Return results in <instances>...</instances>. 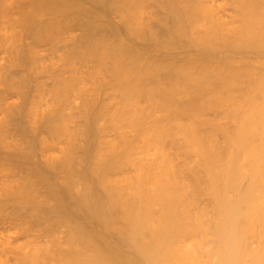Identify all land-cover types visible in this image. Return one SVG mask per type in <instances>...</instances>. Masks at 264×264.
<instances>
[{"label": "bare ground", "instance_id": "1", "mask_svg": "<svg viewBox=\"0 0 264 264\" xmlns=\"http://www.w3.org/2000/svg\"><path fill=\"white\" fill-rule=\"evenodd\" d=\"M45 1L0 31L55 197L3 154L28 139L5 123L0 264H264V0Z\"/></svg>", "mask_w": 264, "mask_h": 264}, {"label": "rangeland", "instance_id": "2", "mask_svg": "<svg viewBox=\"0 0 264 264\" xmlns=\"http://www.w3.org/2000/svg\"><path fill=\"white\" fill-rule=\"evenodd\" d=\"M44 1H45V0H0V22H1L3 19L6 20V21H7V25H6V26H8V28H9V27L11 28L12 26L15 27L16 30H17L18 33H19L21 30H23V29L25 28V26H26L28 23H30L31 21H35L37 18H39V15H41V16L43 15V14H42V11H43V9L45 8ZM45 4H46V1H45ZM58 7H59V2H57V4H56V8H58ZM35 14H36V15H35ZM34 15H35V16H34ZM34 19H35V20H34ZM15 21H16V22H15ZM5 28H7V27H4V29H5ZM8 28L6 29V32H8L9 35H11L12 32L9 31ZM4 29L1 30V31L5 32ZM7 30H8V31H7ZM1 31H0V33L2 34ZM6 32L4 33V34H5V39H4V37H3L4 40H3L2 38H1V40H3L4 43H5V42H8V43H5V44H6V45L9 44V47L7 46L8 49H9V48H10V45H11V43H12L13 41L11 42V41H7V40H6V39L9 38V35H8V34L6 35ZM10 32H11V34H10ZM1 34H0V35H1ZM1 36H2V35H1ZM6 36H8V37L6 38ZM10 38H11V37H10ZM14 38H16L15 36L12 37V39L16 41V39H14ZM5 40H6V41H5ZM8 40H10V39H8ZM20 42H21V41H20ZM20 42H19V44H20ZM14 43H15V42H13L12 45H14V46H16V47L13 46V48H12V49H13V54H12L11 57H13V55H14V56L17 55V54L14 53V50H15L14 48H16L17 50L20 48V45H19V48H17L18 46L15 45ZM2 44H3V43H2ZM6 45H5V46H6ZM1 47H2V45H1ZM7 47H4V48H7ZM8 49H7V51H9ZM1 50H2V49H1ZM1 50H0V68H1V66H2V67H3V70L0 69V71H1V72L3 71V75H4V76H6V75L8 76V77L6 76V78H8V81H10L9 79H11V80L13 81V79H14L15 77H17V80H16V78H15V81H14V82H17V81L20 80L21 78L25 77V76H24L25 74H23V75H20V76H21V78H20V76H19L18 74H20V73H22V72H24V71L26 72V71L28 70L26 67L29 65V63H28L29 61L26 62V61H27V58L25 57L26 55L24 54V53H26V52H25V51L23 52V51H22L23 49L21 48V51H18V52H20V53L23 52V54L20 55V53L16 52V50H15V52L19 54V55H17V57L13 58V59L16 60V61L14 60V61H15L14 63L16 64V65H15V64H13L12 59L10 60V57L6 55V54H7V53H6L7 51H6L5 49H3V51H6V52H2ZM19 50H20V49H19ZM9 52H10V51H9ZM9 52H8V53H9ZM9 54H11V52H10ZM23 55H25V56H23ZM10 61H11V62H10ZM26 63H27V64H26ZM8 64H10V65H8ZM12 64H13L14 66H13ZM25 65H27V66L25 67ZM10 66H13V67H10ZM24 67H25V68H24ZM28 67H29V66H28ZM24 69H27V70H24ZM29 71H30V70H28L27 72H29ZM17 72H18V73H17ZM19 72H20V73H19ZM25 72H24V73H25ZM5 73H6V74H5ZM15 73H16L18 76H17ZM14 74H15V75H14ZM28 74H31V73H28ZM28 74H27V77H25L26 79L29 77ZM4 76H2V75L0 74V88L2 87V88L0 89V92L2 91V89H3L4 87L6 88L7 86H8V87L6 88V90L10 89L9 87L11 86V84H12V86H13V84H14V88H16V87H18V86H21V87H22V86L24 85V87H22V88H20V87H18V89L16 88V89L18 90L17 93L19 92L18 94L16 93V95H15V93L13 94V92H16V89L14 90V88L11 86V89H12V88H13V89H12V90L10 89V90L13 91V92H12L13 96H14V95H15L14 97L17 96L18 99H19V97H20V98H21V97H23V98L26 97V98H24V99L22 98L23 100L20 99V101H17V103H18V102L20 103V106H19V105H18L19 103L16 104V103H14V102L11 101V100L14 101V99H15V100H18V99H17V98L11 99V98H13V96L11 97V96H10L11 94H10V95L7 94L8 92L11 93V91H8V92L6 93V92H5L6 90H5V91L2 92V95L5 96V94H6V96H5V97L3 96V97L6 98L7 95H8V97H10L9 99L6 100V101H7L6 104H5L6 107H7V108H8V107H14V108H15V106H17L16 108H17V109L19 108L18 110H21L22 108H23V110H25V108L28 107V104L26 105V107H23V105H25L26 102L29 103V96H27V95H28V92H30V91H32V90H29V91H28V90L26 89V90L24 91V88H26V87H25V86H26V83H29V84L27 85L28 87L32 86V85H30V83H31L32 81H31V82H27L28 80L30 81V79H27V81L25 82V80H24V78H23V80L18 81V82H20L22 85H20V84L17 82L18 86L15 87V85H17V84L14 83V82L12 83V81H10V82H11V83H10V82H8V81L6 80V81H4L5 85L2 84L3 81H1V80H4V79H1V77L4 78ZM13 76H14V77H13ZM22 76H23V77H22ZM10 77H11V78H10ZM18 77H19V78H18ZM31 77H32V75H31ZM31 77H29V78H31ZM6 78H5V79H6ZM31 79H32V78H31ZM22 81L25 82V83H22ZM7 82H8V83H7ZM1 84L4 85V87H3ZM6 84H8V85L6 86ZM9 84H10V85H9ZM29 85H30V86H29ZM19 88H20V89H19ZM22 89H23V90H22ZM28 89H29V88H28ZM30 89H31V88H30ZM3 90H4V89H3ZM19 90H20V91H19ZM21 91H23L22 93H24V94H22ZM26 92H27V93H26ZM20 93H21V94H20ZM26 94H27V95H26ZM18 95H20V96H18ZM23 95H24V96H23ZM8 97H7V98H8ZM30 98H31V96H30ZM26 99H27L28 101H25ZM21 101H23V102L25 101V102H24L25 104L21 105V104H22ZM8 103H11V104L14 103L15 105L13 104V105L11 106V105L8 104ZM29 104H30V103H29ZM8 105H10V106H8ZM29 106H30V105H29ZM20 107H21V108H20ZM7 108L2 109V110H4V112H0V114H2L1 116H3V119H1V122H0V125L2 124V121H3V123H4V124H2L1 127H0V129L2 128V129L0 130V131H1L0 136H1L2 138H4V139H5V137H6V140H7V142H5L6 140L3 139V145H6V144L8 143V140L10 139L9 137H7V136L5 135V131H6V133H7L8 128H12V130L14 129L13 131H16V130H15L16 127L14 128L13 126H16V125H17V126H18L17 128H19V126H20V130L18 129V131H16V135H15V136H16V137H19V136H20L19 138L24 137V139H25V138H26V139L28 138L27 140L25 139V140H26L25 142L28 143L27 145H28L29 147L26 146L25 142H24V144H23L22 142H19L20 140L16 141V140L19 139V138H15V136H14V138H12V137H13V135H12V134H13V131H12L11 134H10L9 131H8L9 135H12V136H11V139H10L9 142L12 144L11 141H12L13 139H16V140H13V142H14V141H15V142H18L17 144L22 143L23 145L20 144L19 147H21V146L24 147V148L22 149L23 151H24L25 148L27 147L26 150L28 149V151H26V150H25L24 152L22 151V153H23V155H24V157H22L23 155H21V153L18 152V151H21V149H20V148H17L18 150L11 151L12 153L9 151V153H11V155H12V156H11L9 153H8V154H7V152L5 153V150L7 149V151H8V149H9V148H8V146H10L9 143L7 144L8 146H7L4 150H2V147L4 148V146H2V144H1L2 141H1V142H0V144H1V147H0V148H1L2 151H4L3 154H6L7 157H8L10 160L13 158L12 161L15 160L14 162H16V159L19 157V156L16 155V154L18 153V154L20 155V157L17 159V164H18V166H17V168H16V166L14 167V170L16 169V171L21 170V169L19 168V165H22V166H20L21 168L23 167L21 171H22V172L26 171V173L29 172L28 169L33 170L34 166H35V170H36V171H37V170L40 171V170L42 169V170H41V173H42L43 175H38V173L40 174V172L37 173V172H35L34 170H33V172H31V170H30V173H34V176H33V174L31 175L30 173H29V175H31L32 177H35L36 174H37L38 179H39V176H40V177L43 176V177L41 178V180H40V179L37 180V177H35V178H36L37 181H40V183H41V181H43V185H44V187H43V185H42L43 189H45V188L49 189V191H50L51 193L53 192V195H52V196H54V195H55V190H54L55 187H51L52 185H53V186H54V185L56 186V184H52V183L55 182V181H54V182L52 181V180H54V179H53V178H54V175L51 173V171L49 172V169H48V168H45V166H43L42 164H41V165L39 164L40 162H38L39 160H38V157H37V156H38L37 153H38L39 150H37V152H36V149H40V148H39L40 145H39V144H36L37 142L40 143V142H39V139H40L39 137H40V136H39V135L37 136V134H38V131H39V134H41V135L44 133V130L42 129V128H43V125H42V127H40V126H41V125H40L39 128H38V125H36V126H35V127H37V129H36L35 127H33V124H32V127H33V129L35 128V129H34L35 131H33L32 128H31L32 131H31V129L28 130L27 127H28V125L31 126V124H27V123H29V122L24 123V122H25V119H23V116H24V115H27V113H28V111H26L27 109L25 110V112H27V113H25L23 110H21V111H23V112L25 113V114H23V112H21V111L18 112V110H17L16 108L13 109L14 112L12 111L11 108H10L11 110H10V109H7ZM6 109L8 110V111H7L8 114H7V112H5ZM9 111H10V113H9ZM11 111H12V112H11ZM15 111L17 112V114H16ZM29 112H30V111H29ZM5 113H6L7 115H4ZM13 113H14L15 115H14ZM9 114L12 115L11 118H10V116H8ZM21 115H23V116H21ZM4 116H5V118H6V116H8V119L6 118L7 120H5V119H4ZM14 116H15V118H14ZM16 116H17V117H18V116L21 117L20 120H19V118L17 119ZM29 116H30V113H28L27 117H29ZM12 117H13V118H12ZM9 118H10L11 120H10ZM24 118H26V116H24ZM14 119H15V122H16V120H17V122H18L19 124H17V122H16V125H15V123H13V122H14ZM30 119H31V118H30ZM23 120H24V122H23ZM26 120H27V119H26ZM6 121H7L8 123H7ZM21 121H22V122H21ZM27 121H30V120H27ZM31 122H32V121H30V123H31ZM5 123L7 124V129H6L5 131H2V130H4V129L6 128V127L4 128V126L6 125ZM8 124H11V125H8ZM22 124H23V125H22ZM9 126H12V127H9ZM21 126H23V128H24V129H23L24 132H23V130L21 129ZM25 126H27V127H25ZM26 128H27V131H28L29 133H31V134H29V135L26 134V133H28L27 131H26V133H25V129H26ZM29 128H30V127H29ZM39 129H40V130H39ZM41 129H42L43 131H42ZM10 130H11V129H10ZM21 130H22L23 134H24L25 136L28 135V137H27V136H26V137L23 136L22 132L17 133V132H19V131H21ZM37 130H38V131H37ZM30 131H31V132H30ZM33 132H34V133H33ZM35 132H36V133H35ZM40 132H43V133H40ZM32 133H33V134H32ZM14 134H15V133H14ZM20 134H22V136H21ZM34 134H36L35 136L39 138V139L37 140V138L35 137L36 141H34L35 139L33 138V137H34ZM2 135H4L5 137H3ZM7 135H8V134H7ZM17 135H18V136H17ZM43 135H44V134H43ZM32 136H33V137H32ZM44 136H45V135H44ZM1 137H0V139H1ZM7 138H9V139H7ZM41 138H42V136H41ZM21 139H23V138H21ZM29 139H31V140H29ZM32 139H34V140H32ZM1 140H2V139H1ZM28 140H29V141H28ZM22 141H23V140H22ZM27 141H28V142H27ZM31 141H32V142H31ZM40 141H41V139H40ZM4 142H5L6 144H5ZM15 142H14L13 144H16ZM30 142H31V143H30ZM32 143H33L34 145H35V144L38 145V148H37L36 146L33 147V144H32ZM17 144H16V145H12V146L17 147V146H18ZM24 145H25L26 147H25ZM30 145H32V148H33V149L30 148ZM15 147H11V148L16 149ZM22 147H21V148H22ZM11 148H10V149H11ZM29 148L31 149L30 151H29ZM34 148H36V149H34ZM32 150H33V151H32ZM2 151H0V154H2V153H1ZM26 152H28V153L30 152V156H31V157L33 156V157H32V158H30V157H26V156L29 155V154L26 153ZM33 152H36V153H35L36 155L33 154ZM13 153H14V155H13ZM25 153H26L27 155H25ZM8 155H9L10 157H12V158H10ZM15 155H16V156H15ZM2 156H4V155H2ZM7 157L4 156L3 158H7ZM14 157H16V158H14ZM25 157H26V158H29V159H26ZM34 157H36V158H34ZM0 158H1V156H0ZM3 158H2V159H3ZM8 158H7V160L4 159V160H6V161H5V164L8 163V162H7V161H9ZM21 158H22V159H21ZM24 159H26V160H24ZM19 160H20V161L23 160L24 163H25V161L27 162V160H28V162L24 164L23 162H20ZM29 160H30V161H29ZM6 162H7V163H6ZM14 162H13V164H12V162L9 161V164L11 163V165H10V167H9L10 169H11L14 165H16ZM18 162H20V163H18ZM34 162H36V164H39V165L36 166V164H35ZM22 163H23V164H22ZM29 163H30V164H29ZM7 165H8V164H7ZM25 165L27 166V168H26ZM29 166H31L32 168H30ZM39 166H40V167H39ZM37 167H39L40 169H38ZM41 167H42V168H41ZM18 168H19V169H18ZM24 168H26L27 170H26V169L24 170ZM12 169H13V168H12ZM46 169H48V170H47L48 173H47ZM43 170H44V172H42ZM21 171H20V172H21ZM18 172H19V171H18ZM45 173H46V175L48 174V177H49V176H50V177H49V178H46L47 176L45 175ZM22 174H24V173H22ZM49 174H50V175H49ZM45 176H46V177H45ZM51 176H52V177H51ZM51 178H52V179H51ZM49 179H51L50 181H51L52 183L48 182ZM34 180H35V179H34ZM44 180L47 181V182L44 183ZM35 182H36V181H35ZM37 183H38V182H37ZM40 183H38L39 186H40ZM47 183H50L49 186H50V185H51V186H50V187H47V186H48ZM41 184H42V183H41ZM46 184H47V185H46ZM42 187H41V188H42ZM51 188H52V189L54 188L53 191H51ZM57 188H58V187H57ZM43 189H42V192L44 191V194H47V193H48V195H49L50 192H49V191L46 192L45 190H47V189H45V190H43ZM40 190H41V189H40ZM57 190H58V189H57ZM57 190H56V191H57ZM60 192H61V193H60L61 195L59 196L60 198L57 199V198H58L57 195H59V193L57 192V193H56L57 198H55V199L58 200V202H60L61 204H63L62 202H65V201L67 200L66 203H64V204L66 205V207L62 205V206L66 209V214H68L67 216H70V217H71V216H75V214H76L77 217L75 216V218H74V217H71V218L76 219L77 221L83 222V220H84V219H83V216H81V215L77 212V207H76V206H73V207H72V205H71V204L73 203V201L71 200L72 203H69V202H68V201H69V200H68L69 197L67 198L68 195H67L63 190H60ZM62 194H63L66 198H64ZM50 196H51V195H50ZM46 197H47V195H46ZM48 197H49V196H48ZM54 197H55V196H54ZM50 198H52V197H50ZM50 198H49V199H50ZM61 198H64V200L62 199L63 201H60ZM52 199H53V198H52ZM52 199H51V200H52ZM65 199H66V200H65ZM53 200H54V199H53ZM54 201H55V200H54ZM71 201H70V202H71ZM52 202H53V201H52ZM67 202H68V203H67ZM53 203H55V202H53ZM56 203H57V201H56ZM56 203H55V204H56ZM60 203H59V204H60ZM57 204H58V203H57ZM57 204H56V205H57ZM59 204H58V211H63L64 209H63L62 206L59 205ZM67 205H68V206H67ZM70 205H71V206H70ZM73 205H75V204L73 203ZM59 206H60V207H59ZM67 207H69V208H67ZM74 207H75L76 210L74 209ZM60 209H62V210H60ZM70 212H72V213L74 212V213H73L74 215H69ZM75 212H76V213H75ZM62 213H63V212H62ZM72 213H71V214H72ZM78 214H79V216H78ZM80 217H81V219H80ZM78 218H79L80 220H79ZM82 219H83V220H82Z\"/></svg>", "mask_w": 264, "mask_h": 264}]
</instances>
